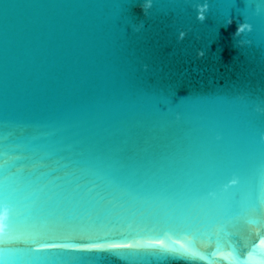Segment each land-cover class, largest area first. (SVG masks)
Listing matches in <instances>:
<instances>
[{
  "label": "water",
  "instance_id": "1",
  "mask_svg": "<svg viewBox=\"0 0 264 264\" xmlns=\"http://www.w3.org/2000/svg\"><path fill=\"white\" fill-rule=\"evenodd\" d=\"M0 264H264V0H0Z\"/></svg>",
  "mask_w": 264,
  "mask_h": 264
}]
</instances>
